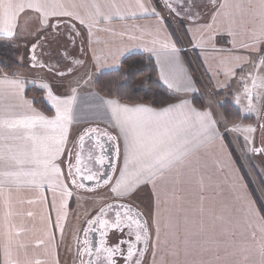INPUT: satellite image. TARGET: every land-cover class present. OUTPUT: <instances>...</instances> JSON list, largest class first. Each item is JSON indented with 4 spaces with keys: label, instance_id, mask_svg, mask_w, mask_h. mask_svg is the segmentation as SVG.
<instances>
[{
    "label": "crops",
    "instance_id": "obj_1",
    "mask_svg": "<svg viewBox=\"0 0 264 264\" xmlns=\"http://www.w3.org/2000/svg\"><path fill=\"white\" fill-rule=\"evenodd\" d=\"M39 2L46 6L44 9L46 12L67 11L73 15H49L47 25L42 26L40 13L25 8L19 14V27L15 38L0 41L15 52L26 47H30V53L34 52L41 42V37L52 29V21L59 20L53 31L59 25L65 24L71 30L76 29L77 37H83L81 45L84 46L78 53L84 55V59L73 72L62 77L54 76L59 80L43 77V72L30 67L22 71L28 75L30 71L34 72L44 79L37 82L18 74L17 71L14 72L15 70L10 74L0 75V78L7 76L12 80H20L24 85L23 91L19 93L7 85L0 86V115L21 118L36 112L51 119L55 116L56 109L48 97L49 90L60 100L75 97L71 102V122L67 125L64 142L60 145L61 151L53 161L59 169V179L36 177L37 182L33 184L28 182L33 177L21 176L19 182L11 186L10 193L5 191L4 195L0 196V244L6 239L7 226L11 224L14 229L13 259L18 260L20 264L37 262L75 264L80 230L85 216L96 208L94 206H100L109 200H117L137 207L149 222L150 219L141 205H154L152 207L154 223L152 220L151 225L153 223L155 226L157 221L170 222V229L174 230L172 232L175 235L173 238L180 248L179 252L185 251V244L180 237L190 233L192 236L199 231L198 229H202L203 237H208L215 245L226 247L228 236L232 235L234 240L240 235L241 245L244 205L249 209H255L254 205H258L250 196L247 183L252 185L260 201L262 215L264 214V151L259 153L252 151L253 148L264 149V136L262 135V143L259 139V144L257 146L253 144L251 147L252 154L259 160L254 162L256 166L252 167L256 179L252 178L253 184H250L244 180L243 175L246 173L240 162L233 160L224 137L226 127L230 133L233 126L240 122L227 124L219 112L215 97L216 94H222L220 100L223 102L228 100L242 116L256 120L252 117L254 113H242L241 107L236 105L233 99L237 92H242L246 99L245 88L257 94H261L264 88L260 86L252 88L250 78V73L264 76V68L257 73L253 67L254 63H258V53L264 50V43L253 44V33L258 30L260 23L259 0H39ZM138 4H143V8ZM93 5L98 6L100 15H97V7ZM153 11L155 15L152 14ZM105 16L109 18L104 19ZM80 20L84 23L81 24ZM74 32L71 33L73 38L69 42L76 45ZM53 34H49L46 42L54 41ZM165 43L175 46L174 57L169 58L166 55L161 47ZM131 55H143L151 59L158 73L157 82L169 92L196 95L203 99L202 108L196 107L188 97L159 109L144 105L155 112H160L182 101L188 103V107L177 109L163 117L164 123L160 126L135 125V131L140 133L142 140L154 136H171L179 145H183L180 149L183 155L177 153L180 155L179 161L165 169L162 174L157 172L150 178L146 172L141 173L138 178L134 176L140 169V162L133 159L129 152L131 133L126 136L121 131L113 117L112 109L105 103L109 99H116L101 94L94 86L97 76L117 70L122 60ZM70 61L73 62L74 58ZM88 62L89 68L85 70ZM82 73L83 79L78 78ZM162 76L165 79H162ZM259 83L257 81L258 85ZM45 84L48 88L42 87ZM169 84L172 87H169ZM30 89L40 92L41 100L51 111L49 114L35 106L33 97H30ZM258 100L257 95L255 102ZM262 100L259 120L264 118V93ZM240 104L245 109L248 108L243 101H240ZM97 108L103 112L102 118L95 117L98 113ZM189 108L211 113L212 119L216 122L214 138L206 139ZM73 112L78 114L79 120L76 123L72 121ZM34 131L43 141L36 146L37 157L43 159L46 156V145L52 143V140L47 138L59 137L60 130L47 128ZM85 132H88V135H84ZM81 136H84L83 141L80 139ZM101 137L109 142L117 141L118 149L116 167L109 168L112 173L104 180H101L100 175L108 164L98 149V138ZM258 137L260 138V135ZM6 143L12 146L14 152L32 146L31 141L24 140H10ZM235 145L232 144L231 149L236 155L239 151ZM77 154L81 169L78 176ZM67 156L72 162L71 174L65 165ZM101 157L103 163H98ZM38 169V165L32 164L26 166L24 170ZM122 171L133 178L132 191L128 195L117 197L111 189L121 179ZM90 174H94L96 179L89 181L84 178ZM65 188L71 195L65 194ZM106 191L111 198L107 197ZM212 196L217 199L213 200ZM80 200H87V203L83 204ZM216 203L233 205L234 217H231L229 222L224 220L223 210L218 208L211 210ZM81 205L83 209H88L87 212L84 211V216L79 213L78 206ZM174 208L181 211V216L175 214ZM9 212L11 215L6 221L5 216ZM254 217L257 218V213ZM185 222H188L187 226H183ZM221 223H229V233L226 226H222ZM217 228L219 230L224 228L225 233L221 234L215 230ZM237 228L240 229L238 234ZM16 232H19V235H16ZM153 234L155 236L154 232ZM17 242L24 247L17 248ZM0 264H3L2 251Z\"/></svg>",
    "mask_w": 264,
    "mask_h": 264
},
{
    "label": "snow or ice",
    "instance_id": "obj_2",
    "mask_svg": "<svg viewBox=\"0 0 264 264\" xmlns=\"http://www.w3.org/2000/svg\"><path fill=\"white\" fill-rule=\"evenodd\" d=\"M97 15H100L99 8L97 5ZM140 8H143V4H138ZM45 5L41 4L39 0H27V2H18V0H0V39H14L17 35V29L19 27V14L25 10V8L32 9L36 12H39L41 15L40 23L42 26H46L48 23V16H72L73 14L67 11L64 12H46ZM171 7V5H169ZM224 7V5H221ZM260 8V23L257 31L253 33V44L259 45L264 43V0H259ZM175 10V9H173ZM155 15V12L152 13ZM78 19V17H73ZM109 17L105 16L104 19ZM80 23L83 24L84 21L80 20ZM55 27V25H53ZM35 47V45L33 46ZM161 47L164 49L166 55L169 58L174 57L176 53V48L174 45L165 43ZM247 47V45H246ZM152 50V49H149ZM255 50V49H254ZM35 60V56L32 58ZM35 66V65H33ZM254 69L257 73L259 70L264 68V56L259 58L258 63H254ZM165 79V77H161ZM250 78L252 81V88L258 86L264 87V76L262 75H252L250 73ZM259 81V85L257 84ZM167 82V80H166ZM7 85L9 88L16 90L17 93L23 91L24 85L20 80H12L7 76L0 78V86ZM43 88H48V85H42ZM169 87H172L169 84ZM75 90H73L74 92ZM245 94L249 101L247 111L252 110V101L255 97L252 95V90L245 88ZM48 97L53 103V107L56 109V114L53 118L49 119L39 113L33 112L30 116H25L21 118H11L4 115H0V196L4 195L5 191L10 193L11 186L19 182L21 176H31L32 180L28 181L29 183H36V177H55L59 179V169L53 163L58 154L61 151L60 145L64 142L67 125L71 122V102L75 98L70 97L68 100H60L59 98L52 95L51 91L48 92ZM27 103V102H26ZM105 103L112 109L113 117L117 121V124L120 126L121 131L128 136L131 133V139L129 144V152L133 159L140 162V169L137 173L134 174L136 178L139 177L141 173L146 172L149 178L155 175L157 172L163 173L165 169L172 167L176 162L179 161L180 155H183L180 152V149L183 145H179L173 137H162L154 136L148 140H142L140 133L135 131L136 124H146L151 125L155 124L160 126L164 123L163 117L167 114L176 111L177 109L188 107L187 101H182L178 105H171L167 108L162 109L160 112H155L151 108H148L144 105H136L134 107H129L127 105L120 104L117 100L109 99ZM189 112L195 116L197 122L201 126L202 132L205 134L206 139L211 140L216 135V122L212 119L211 113L204 111L198 112L195 109L189 108ZM59 129L60 135L56 138H47L51 139L52 143L46 145V156L43 159L37 157V145L43 143L41 138L35 134L36 129ZM22 130H29L28 133L23 132ZM233 131H239V125L233 126ZM95 131V130H91ZM245 132H253L255 129L252 127L244 128ZM84 135H88V132H85ZM83 141L84 136L80 137ZM10 140H24L31 141L32 146L25 147L19 151H13L12 146L7 144V141ZM187 143L186 141L184 142ZM102 148L103 146L100 145ZM187 151V149H185ZM252 151L259 153L264 151V149L253 148ZM180 152V155L177 153ZM98 163H103V158L101 157L97 161ZM36 164L39 166L38 170L25 171V167L28 165ZM80 160L79 154H77V167L76 175L81 174V169L79 167ZM71 174V167H70ZM85 179L91 181L96 179L94 174L86 175ZM51 182V181H50ZM73 183H76L75 177L73 178ZM107 183V181H105ZM133 178L129 176L125 171L121 173V179L117 181L116 185L111 189L113 194L117 197L125 196L130 194L132 191ZM81 187L83 185H80ZM65 194L71 195L67 192L65 188ZM8 201H5L7 205ZM122 209L121 211H116L115 219L109 220L105 219L107 215V209H111L112 205H106L101 207L96 214V217L88 221V228H85V234L87 235L88 231L95 230V226L99 225V230L101 237L107 236L108 230H120L122 227H128L131 229L133 225L136 226L138 231L135 233V239L139 242L141 239L147 243L148 239V228L146 223H142L138 218V214L134 213L130 207H125L123 205L119 206ZM250 213L253 215L256 214V210L250 208ZM11 213H7L5 220L7 221L8 216ZM31 215V213H29ZM260 220V230L264 232V216L258 217ZM13 226L8 224L7 231L5 233L6 239L2 244H0V251L3 253V264H20L16 259H13ZM143 232V236L141 235ZM131 234V233H130ZM16 235H19V232H16ZM54 239V237H53ZM123 243V241H121ZM17 248H23L24 245L17 242ZM144 250H141V255ZM96 252L104 253V259L100 261V264H116L113 260V257L117 254L123 255L120 251V245L116 244L112 247H107L104 239L100 241V247L96 248ZM135 253V245L130 244L128 248V254L125 258V264H131L133 256ZM91 255V251L89 250ZM39 264V262H37ZM88 264H92L91 261ZM135 264H141L139 260Z\"/></svg>",
    "mask_w": 264,
    "mask_h": 264
},
{
    "label": "rangeland",
    "instance_id": "obj_3",
    "mask_svg": "<svg viewBox=\"0 0 264 264\" xmlns=\"http://www.w3.org/2000/svg\"><path fill=\"white\" fill-rule=\"evenodd\" d=\"M59 47L56 46H47L45 48V51L47 53V57L53 63L60 64L61 70H65L67 68H77L80 64V62L84 59V55H80L77 53L75 46L71 45L69 41L65 40L60 42ZM84 46V45H83ZM76 53L78 55H76ZM64 57V58H63ZM74 58V61L71 62L70 59ZM16 63L18 60H15ZM90 62L87 63V67L84 69L87 70L89 68ZM58 67V68H59ZM21 68V70L19 69ZM19 68H15L13 71L18 74L23 75L26 78H29L31 80H43L45 75L42 73L41 75L34 74V72L29 73V75L26 72H23L22 69H27L29 66L24 63L19 66ZM83 73L78 76V78L83 79ZM38 82V81H37ZM76 85V84H75ZM74 89L76 86L73 87ZM68 90H70L68 88ZM264 93V88L262 89L261 94H257V92H253L252 95L255 97L252 101V110L247 111L248 108H244L240 101H243L245 105L248 106L249 101L244 98L242 95V92H237L236 97L233 99V102L236 105H239L241 107L242 113H254L252 117H255L256 120L258 119L259 113H260V106L262 103V96ZM258 95L259 100L256 101V96ZM218 103H223L222 100H218ZM255 102V103H254ZM234 104V105H235ZM235 105V106H236ZM219 109V108H218ZM89 111V109H88ZM97 115L95 117L102 118L103 112L100 108H97ZM220 112V109H219ZM78 114L76 112H73L72 114V121L77 122L79 118H77ZM89 117H92L89 115ZM240 130L239 131H233L231 129V132L229 133L228 127L224 129V132L227 136H224L227 138L228 141H225L228 150L230 151V154L235 162H240L242 165L245 175L244 180L248 181L250 184L252 183V178L256 179L254 177L253 173V166H256L254 162L258 161L256 156H254L251 152V147L257 146L263 141V132H260L257 134V130L255 125H243L238 123ZM252 127L255 129V131L249 133L243 131L244 128ZM260 135V138L258 137ZM263 135V136H262ZM233 139H231V138ZM254 137V139H253ZM253 142V143H252ZM236 144L239 153L234 151V155H232L231 145ZM254 156V159L252 158ZM239 164V163H238ZM252 186V185H251ZM109 192V190H108ZM106 191V195L108 198H111L109 193H112L111 191L108 193ZM217 199L215 196H212V199ZM213 199V200H214ZM83 204L87 203L86 201L80 200ZM255 204V203H254ZM154 205L150 204H144L141 205V208L145 211V214L149 217L150 222L153 220V210L152 207ZM255 210L257 213V218L254 217L252 213H250L249 208H247L244 205L243 211V222H242V233H241V245H240V235L236 236V240H234V236H228L227 239V245L226 247L215 245L211 242V239L208 237H203V230L198 229L199 231L194 234L190 235L187 234L185 237L181 236V240L185 244V251H180L179 246L177 245V241L175 238H173L175 235H173L174 230L170 229V222H164V221H157L155 222V226L152 223V241L149 248V253L147 257V264H264V232L260 230V220L258 217L264 216L262 215V211L258 207V205H254ZM97 207V206H94ZM218 208L220 210H223L222 216L224 220L227 222L230 221L231 217H234V211H233V205L227 203L226 205L221 204H215V206L211 207V210ZM79 213H82L84 216V211L87 212L88 209H83V205L78 206ZM82 210V212H80ZM175 214H179L181 216V211H178L174 208ZM256 215V214H255ZM209 223V222H208ZM213 223V222H212ZM151 224V223H150ZM229 223H224L221 225L226 226V230L229 233L230 232V226ZM188 222H185L183 226H187ZM153 227L155 229H153ZM197 229V227H196ZM215 230H218V232H221V234L225 233V229L221 228L220 230L217 228ZM240 229L237 228V234ZM173 231V232H172ZM155 233V236L153 234ZM233 234V233H230ZM204 239V242H203ZM176 243V244H175ZM177 245V246H176ZM227 250V251H225ZM231 250L232 252H229ZM236 251V252H233Z\"/></svg>",
    "mask_w": 264,
    "mask_h": 264
},
{
    "label": "trees",
    "instance_id": "obj_4",
    "mask_svg": "<svg viewBox=\"0 0 264 264\" xmlns=\"http://www.w3.org/2000/svg\"><path fill=\"white\" fill-rule=\"evenodd\" d=\"M15 53L12 48H9L0 41V75L10 74L15 68H19V64L13 60L16 56ZM157 77L158 73L151 59L143 55H131L122 60L117 70L97 76L94 80V86L101 94L131 106L148 105L152 108L159 109L188 97L196 107L202 108L203 99L201 97L171 93L157 82ZM221 95L216 94L215 100L220 101L222 98ZM30 97H33L35 106L47 114L51 112L41 100V94L38 90L30 89ZM218 108L220 109L223 120L227 124L235 122L248 125L253 124L256 127L257 134H259V131L264 133V118L262 116V120L258 118L255 121L251 117L242 116L239 110L228 100L221 104L218 103ZM225 141H228L227 138ZM231 150L232 155H234L233 149ZM247 184L246 186L250 196L253 201L255 200L258 203L260 210H262L260 201L252 186Z\"/></svg>",
    "mask_w": 264,
    "mask_h": 264
},
{
    "label": "flooded vegetation",
    "instance_id": "obj_5",
    "mask_svg": "<svg viewBox=\"0 0 264 264\" xmlns=\"http://www.w3.org/2000/svg\"><path fill=\"white\" fill-rule=\"evenodd\" d=\"M53 30H54V28L52 27V29L50 31L46 32V34L43 35V37H41V42L35 48L34 52L30 53V47L29 48L26 47L27 49L25 48V49H21V50L17 51L15 53L16 56L13 60L17 59L18 60L17 62H19V66H21V64L26 63L30 68H33V69H36V70L43 72V74L50 79L54 78V76L62 77L66 74L73 72L76 68L75 69L67 68L65 70H61V68L59 67L60 64L53 63V61H51L49 58H46L47 53L45 51V48L47 46L59 47L58 44L60 42L65 41V40L69 41L70 39H72L73 37H72L71 33L75 31L74 33L76 34L75 38L77 39V43L74 46H75V49L78 53V52H81L80 49L83 46V45H81V43H83V39H82L83 37H81V38L77 37L78 34L76 32V29L71 30L65 24L59 25L57 27V29H55V31H53ZM50 33H54L52 35V37L55 39L53 42L48 43V42H46V38L49 36ZM70 44L73 45L71 42H70ZM77 53H76V55L79 54V53L78 54ZM33 56H35V60L32 59ZM81 62H80V64H81ZM33 65H35V66H33ZM54 79L59 80V78H54ZM98 141H99V138H98ZM100 145H101V143L99 141L98 147H100ZM116 162H117V160H116ZM70 163H72V162L70 161V159L67 156L66 161H65V165H66V168H67L69 174H70V167L72 168ZM114 166H115V163L113 164V167H111V169H113ZM111 173H112V171H111ZM106 177L109 178L110 173H108V175ZM106 177L101 178V180H104ZM91 191H93V190H91ZM106 205H112L111 209H107V215L105 216V219H109L110 221L115 219L116 211L122 212V209L119 207L120 205H123L125 207H130L134 213L138 214V218L141 220L142 223H146L147 228H148L147 243H145V241L143 239H141L139 242L136 241L135 233L139 229H137L135 225H133V227L131 229H129L128 227H122V229H120V230H115V229L108 230L107 236L103 237V238L101 237V234H100L99 225H96L95 230L88 231V233L86 235L84 229L89 227L88 221L93 219L94 217H96V214L98 213L99 209L101 207H105ZM141 235L143 236L142 231H141ZM80 238H79L80 242H78V245H77L75 264H88L89 261H91L92 264H100V261L103 260L104 256H105L104 253L98 254L96 252V248L100 247L101 239L105 240L107 247H112L116 244L120 245V251H121V253H123V255L117 254L113 257V260L116 262V264H125V258L127 257L128 248H129L130 244L135 245V253H134L131 264H135V262L137 260H139L141 262V264H147V257H148L149 248H150L151 241H152V239H151L152 238V226H151L150 222L142 216V214L140 213V210L137 207H135L133 205H128L127 203H124L122 201L109 200V201L103 203L102 205L97 206L87 216H85L84 222H83L81 230H80ZM121 241H123V243H121ZM92 249L94 251L91 252V255H90L89 250L91 251ZM141 250H144L142 255H141Z\"/></svg>",
    "mask_w": 264,
    "mask_h": 264
},
{
    "label": "water",
    "instance_id": "obj_6",
    "mask_svg": "<svg viewBox=\"0 0 264 264\" xmlns=\"http://www.w3.org/2000/svg\"><path fill=\"white\" fill-rule=\"evenodd\" d=\"M58 21L57 20L52 21V26L55 25V24H58ZM112 139H113V137H112ZM99 141H100V143H101V145L103 147L102 148L99 147L98 149H99L101 155L105 156V158L107 159V164H108V166L104 167L105 170L100 175V178H104V177H106L108 175V173H111L109 171V168L113 167L114 163L116 164V157L118 155V153H117L118 149H117L116 142L114 140L112 142H109L106 138L101 137V138H99ZM93 251L94 250L92 249L91 252H93Z\"/></svg>",
    "mask_w": 264,
    "mask_h": 264
},
{
    "label": "built area",
    "instance_id": "obj_7",
    "mask_svg": "<svg viewBox=\"0 0 264 264\" xmlns=\"http://www.w3.org/2000/svg\"><path fill=\"white\" fill-rule=\"evenodd\" d=\"M261 56H264V51H262L261 53H259V55H258V59H259Z\"/></svg>",
    "mask_w": 264,
    "mask_h": 264
}]
</instances>
